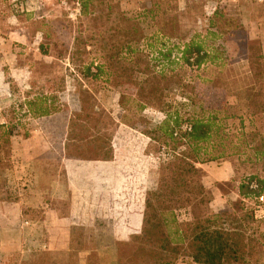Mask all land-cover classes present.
I'll return each instance as SVG.
<instances>
[{
    "label": "rangeland",
    "instance_id": "rangeland-1",
    "mask_svg": "<svg viewBox=\"0 0 264 264\" xmlns=\"http://www.w3.org/2000/svg\"><path fill=\"white\" fill-rule=\"evenodd\" d=\"M2 1L10 5V1ZM53 2L47 5L49 17L41 24L43 48L41 57L32 65L31 93L54 96L58 113L41 120L20 118L10 140H22V137L54 140L52 155L48 153L40 164L58 172L61 143L69 124L75 129L71 135L76 140H86L88 147L102 150L99 155L84 152L83 157L105 156L117 121L149 133L153 139L149 152L157 159L154 182L146 190L142 207L128 210V224L124 230L120 228L125 231L120 240L138 231L146 204L152 207L165 203L174 209L180 223L187 224L193 217L213 214L210 204L213 194L230 193L249 176L264 181V96L252 78L261 79L264 61L258 59L262 54L260 45L247 40L244 22L247 8L264 3L251 0H82L85 8L81 18L71 21ZM213 7L216 11L210 14ZM137 14L143 18L141 22L127 19ZM211 29H215L219 37L214 36ZM160 33L164 37H175L178 46L199 45L205 52L203 67L198 71L189 68L188 56L179 63L168 60L161 69L165 72L163 76L157 75L150 63L153 59L147 54L164 55L170 49L171 54L179 51L175 45L164 47L158 39ZM220 42L223 47L219 50ZM136 46L138 53L132 52ZM126 50L127 55H124ZM87 69H90L89 75ZM93 75L95 78H91ZM251 89L255 90L251 92ZM255 94L261 97L250 98ZM249 99L254 101L253 106ZM23 100L19 95L14 102L18 104ZM3 115L15 124L17 117L9 113ZM211 115L217 118L218 131L211 135L214 145L207 148L206 153L217 157L223 152V159L196 164L194 168L202 177L187 182L183 171L191 163L184 159L185 147L178 145L179 140H184L190 118ZM166 116L178 118L172 138L167 133L171 125L163 124ZM20 159L12 153L11 144L6 145L0 138V202H14L22 197L18 190V184L22 183ZM222 161L232 164L234 178L213 184L208 181L206 185L205 172L213 173L216 164ZM49 183L50 179L42 180L41 185L48 187ZM143 185L140 187L146 184ZM199 185L206 192L202 203H198ZM159 189L162 192L157 196ZM64 204L61 202L58 206ZM233 205L220 210L230 215L227 229L241 236L238 242L240 246L244 244L247 252L250 248L251 256L247 258L250 264H264V239L260 238L264 226L251 220L250 214L244 215L245 207L248 211L250 206L240 198ZM15 209L11 206L0 215V227L15 223L18 216ZM57 209L65 213L64 208ZM176 264L193 263L180 258Z\"/></svg>",
    "mask_w": 264,
    "mask_h": 264
},
{
    "label": "crops",
    "instance_id": "crops-1",
    "mask_svg": "<svg viewBox=\"0 0 264 264\" xmlns=\"http://www.w3.org/2000/svg\"><path fill=\"white\" fill-rule=\"evenodd\" d=\"M53 1L39 0L33 12L22 13L21 8L0 0V125L6 123L3 114L15 106L17 96L46 95L31 93L32 65L41 57V24L49 17L46 7ZM245 13L247 40L257 42L264 56V4L251 6ZM152 140L120 121L114 125L106 159H82L72 146L66 154L69 142L62 140L55 177L40 164L53 150L54 140H10L12 153L22 161V183L18 184L22 197L0 202L1 216L11 206L19 216L13 225L0 227V264H114V241L124 238L128 210L142 207L146 190L154 182L157 159L149 152ZM232 178V164L222 161L213 173L205 172L203 180L207 185ZM48 179V187L42 186V180ZM212 197L216 213L239 199V194L234 188ZM61 202L65 206H58Z\"/></svg>",
    "mask_w": 264,
    "mask_h": 264
},
{
    "label": "trees",
    "instance_id": "trees-1",
    "mask_svg": "<svg viewBox=\"0 0 264 264\" xmlns=\"http://www.w3.org/2000/svg\"><path fill=\"white\" fill-rule=\"evenodd\" d=\"M80 1L83 14L85 5L83 6L82 0ZM139 16L140 14H137L133 18L127 19H133L134 21L136 19V21L141 22L143 18L140 19ZM136 25L138 26V24ZM211 31L213 32L214 36L217 34L215 29H211ZM217 35L218 36L216 37H219V34ZM158 36H161V38L166 39L168 42H172V44L175 46L178 44L175 37H164V35L161 33L158 34ZM139 41L136 43L139 44ZM220 43L221 45L217 44L219 50L223 47L222 42ZM134 51L138 53L137 46L132 50V52ZM126 52L127 50L125 51L124 55H127ZM171 52L172 50H166L164 55L160 54L159 59L150 62L154 70L157 72L156 74L160 77L161 75L163 76V73L165 72L163 70H156V68L161 62H169L168 60H170ZM200 53H202L201 56L199 55ZM214 53H217V51ZM192 55L197 56L196 62L198 64H201L205 59V52L201 51V47H199V45L185 44L182 51V58L186 59L188 56L190 57ZM258 59L260 61H264V56L260 54ZM89 73L90 69H87L86 74L89 75ZM91 78H95V76L93 75ZM252 78L254 84L260 86V94L264 96V69L261 79L259 78L257 80L254 76H252ZM254 90L255 89H251V92ZM258 96L260 95L255 94L250 96V98H258ZM57 103V99L54 98V96L46 94L36 95L31 98L27 97V99H24L22 102L15 104L14 107L10 108L8 113L12 117H17V120L15 124H11L12 122L6 121L4 125H0V138L3 139V142L6 145L10 146V138L14 135L16 132L15 130L18 128L17 122H19L20 118L33 120L49 118L58 113V110L55 108ZM249 103L251 104L250 106L254 105V101L252 99H249ZM262 107L264 112V104ZM80 111L82 112V110ZM205 118H190L186 123L188 125V131L183 134L184 140H179L181 144L178 145L185 147V152L183 153L184 159L191 163L188 165L189 168L183 171V174L187 175V182H195L197 181L196 177L198 179L202 177V173L194 168L196 164L204 165L205 163L215 162L223 159V152H221L219 154L220 156L217 157L208 154V152L206 153V149L214 145L213 141L210 139L212 134H217L218 128L216 126L217 118L215 116L211 115ZM163 124L171 125V128L167 129V133L168 137L172 138L174 128L178 126V118L166 116L165 122H163ZM71 133H75V129L71 124H69L68 132L65 138V140H68L69 142L66 144V154H68L67 147L69 146H72L75 154L82 159L93 158L83 157L84 152L86 154L96 153L98 155L101 153L102 150L100 148L94 149L93 147H88L86 140H76L75 137L71 135ZM144 133L151 137L149 133ZM170 141L175 143L174 140ZM179 141L176 142L179 143ZM219 147L221 146L219 145ZM107 155L108 151H106L105 156H98L97 158L106 159ZM44 170L49 176L55 177L59 174L58 172L53 171L52 174L47 168ZM245 179L256 181L260 186L259 191L256 193L250 192L244 184ZM244 180L242 181V184L237 187V191L241 201L245 205H248L244 202V200L252 198L261 193L264 190V181L253 176L244 178ZM197 188L198 195L200 196V201L198 203H202L206 192L201 185H199ZM161 192L162 191L159 189L155 194L160 196ZM186 193L189 194L190 192ZM236 201L230 202L228 205H233L236 203ZM63 206H65V204ZM244 207L245 206L243 205V208ZM246 209L248 208L245 207L244 215L247 213L250 214V218L252 220L253 215L251 213V209L249 208V212ZM229 218L230 215L228 213L224 211H218L202 218L193 217L192 222L182 224L178 221L176 215L174 214V209L165 203H157L152 207L146 204V210L141 214L138 231L136 233L130 234L125 240L119 239L114 241V264H176L180 258H187L193 264H250L247 260V258L251 256L250 248L248 247L249 252H247L246 248L243 246L244 244L240 246L238 242L241 240V236L233 233L230 228L227 229V226L229 225ZM258 223L262 227L264 226V221H259ZM260 238L264 239V232H261ZM248 243H250V241H248ZM244 256L246 257L245 261L243 260Z\"/></svg>",
    "mask_w": 264,
    "mask_h": 264
},
{
    "label": "built area",
    "instance_id": "built-area-1",
    "mask_svg": "<svg viewBox=\"0 0 264 264\" xmlns=\"http://www.w3.org/2000/svg\"><path fill=\"white\" fill-rule=\"evenodd\" d=\"M10 1V4L17 6L18 8H21L22 13L24 12H33L34 6H39V0H8ZM221 2L227 1V0H219ZM255 1L256 3H263L264 0H251ZM57 6L65 13L67 19L71 21H76L77 19H80L82 16V8H81V1L80 0H56ZM37 10V8H36ZM216 11V8L213 7L210 10V14H213ZM159 41H161L164 44V47H174V44L172 42H168L166 39L161 38V36H158ZM179 44H176L178 46ZM179 51H175L171 54L170 60L175 61L177 63L182 62V51L184 49V44L178 46ZM171 50V49H170ZM140 51L145 53V51ZM200 56L202 53L199 54ZM151 59L157 60L160 58V55L156 52L154 54L148 55ZM196 55H192L187 59V64L189 68L193 69L194 71H198L203 67V63L198 64L196 62ZM163 65H166L165 62L159 63L156 70H161L163 68ZM188 131V128H186ZM244 184L248 188V190L252 193H256L259 191L260 186L256 181H251L249 179L244 180ZM246 204L250 206L251 213L253 215V219L255 221H264V190L257 194L256 196L252 198H248L244 200Z\"/></svg>",
    "mask_w": 264,
    "mask_h": 264
}]
</instances>
